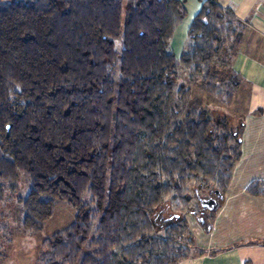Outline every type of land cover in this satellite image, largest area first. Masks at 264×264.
Wrapping results in <instances>:
<instances>
[{
  "label": "trees",
  "instance_id": "trees-1",
  "mask_svg": "<svg viewBox=\"0 0 264 264\" xmlns=\"http://www.w3.org/2000/svg\"><path fill=\"white\" fill-rule=\"evenodd\" d=\"M187 16L184 0L0 2V200L25 172L29 234L58 201L76 211L38 264H180L195 242L188 215L212 231L217 211L202 207L201 190L224 197L242 128L205 109L174 123L171 107L182 65L234 102L239 77L214 63L244 30L219 0H202L177 57L171 42ZM248 189L264 196V181Z\"/></svg>",
  "mask_w": 264,
  "mask_h": 264
},
{
  "label": "crops",
  "instance_id": "crops-1",
  "mask_svg": "<svg viewBox=\"0 0 264 264\" xmlns=\"http://www.w3.org/2000/svg\"><path fill=\"white\" fill-rule=\"evenodd\" d=\"M184 1L188 16L180 27L185 25L184 34L188 37L202 0ZM219 1L224 9L233 12L244 30L240 43L228 39L223 54L214 63L215 71L224 77H239L240 87L234 103L239 105V111H243L242 157L235 165L232 182L217 210L213 229L205 233L209 239L206 250L223 251L216 255L206 253L180 264H264V196H253L248 189L252 184L264 181V0ZM182 43L184 41L171 47L177 57L185 50ZM216 235L224 240L220 246H213L211 242Z\"/></svg>",
  "mask_w": 264,
  "mask_h": 264
},
{
  "label": "rangeland",
  "instance_id": "rangeland-1",
  "mask_svg": "<svg viewBox=\"0 0 264 264\" xmlns=\"http://www.w3.org/2000/svg\"><path fill=\"white\" fill-rule=\"evenodd\" d=\"M11 1L14 0H0L3 3ZM185 30V25L180 27L176 39L171 43V47L178 43L181 44L182 41H184L181 45L183 48L188 46L189 38L187 35L185 36ZM211 71L213 70L211 69ZM177 74L176 90L171 107V122H181L189 112L196 111V109H205L209 110L213 119L226 118L230 121L233 130H239L242 125L241 115L243 113V111L238 110L239 105H235L234 102V104L226 105L211 96L208 93L207 84L204 83L205 76H196L194 79H191L192 73L183 65L178 68ZM183 87L191 90L184 99L179 93ZM18 178L15 191H7L4 198L0 200V264H38L41 255L45 252V241L60 231L71 227L76 216V211L67 203L58 201L54 208V216L47 222L43 231L35 235L29 234L22 225L25 213L23 205L19 201L30 193L31 180L25 172H20ZM201 191L204 198L217 197L214 194L212 195L213 191L210 188H205ZM222 202L223 199L220 200L221 204ZM193 204L192 206L195 208L200 206L196 201ZM207 215H209L208 217L212 216L209 213ZM202 219H204L203 216ZM188 220L191 234L187 236V240L190 241V238H192L195 242L192 244V247L190 246L191 251H189V256L191 257L186 260L202 257L206 253L211 254V251L205 248L209 240L205 236V233H210V231L208 232L201 225V220L199 221L191 213L188 215ZM222 241H224L223 238L216 235L211 242L213 246H220L222 245Z\"/></svg>",
  "mask_w": 264,
  "mask_h": 264
},
{
  "label": "water",
  "instance_id": "water-1",
  "mask_svg": "<svg viewBox=\"0 0 264 264\" xmlns=\"http://www.w3.org/2000/svg\"><path fill=\"white\" fill-rule=\"evenodd\" d=\"M216 196H217L216 198L215 197L208 199L203 198L201 199L200 204L204 209H207L210 212L217 211L221 207L220 200L223 199V196L219 191L216 192Z\"/></svg>",
  "mask_w": 264,
  "mask_h": 264
}]
</instances>
